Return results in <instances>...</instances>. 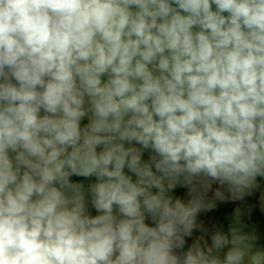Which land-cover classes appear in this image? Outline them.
I'll return each mask as SVG.
<instances>
[{"label": "clouds", "instance_id": "clouds-1", "mask_svg": "<svg viewBox=\"0 0 264 264\" xmlns=\"http://www.w3.org/2000/svg\"><path fill=\"white\" fill-rule=\"evenodd\" d=\"M258 177L264 0H0V264H264Z\"/></svg>", "mask_w": 264, "mask_h": 264}, {"label": "rangeland", "instance_id": "rangeland-1", "mask_svg": "<svg viewBox=\"0 0 264 264\" xmlns=\"http://www.w3.org/2000/svg\"><path fill=\"white\" fill-rule=\"evenodd\" d=\"M83 123H87V120L85 119ZM144 158H148L147 152L144 154ZM133 178L135 179V177ZM73 180L81 181L84 183L85 187H87L90 182L94 181V178L89 180L81 177H73ZM257 180L259 187L243 200H229L224 203L217 202V206L214 209L208 212H203L198 216V228L194 229L192 235L188 237L190 243L189 249L197 243L201 248H205L206 244L210 245L211 234L217 230L227 233L234 219V210L240 208L243 213L241 220L245 225L244 231L255 233L258 237V240L249 255H254L258 251L264 253V199H262V197H264V178L258 177ZM217 187H219L218 184H213V191ZM186 193L187 189L178 187L170 194L174 197H179L186 202L188 199ZM211 195L212 193H209V197H211ZM90 211L93 215L96 214L95 209L90 208ZM145 222L151 225L150 217L146 218ZM224 251H227V249L221 252V256H223Z\"/></svg>", "mask_w": 264, "mask_h": 264}, {"label": "trees", "instance_id": "trees-1", "mask_svg": "<svg viewBox=\"0 0 264 264\" xmlns=\"http://www.w3.org/2000/svg\"><path fill=\"white\" fill-rule=\"evenodd\" d=\"M189 246H190L189 239H188V237H186V244H185V249L184 250L185 251L189 250Z\"/></svg>", "mask_w": 264, "mask_h": 264}]
</instances>
